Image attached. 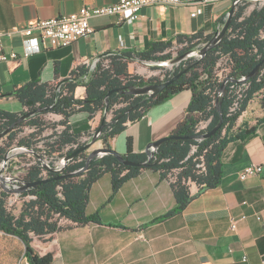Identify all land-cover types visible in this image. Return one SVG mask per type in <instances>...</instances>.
<instances>
[{
  "label": "crops",
  "instance_id": "crops-1",
  "mask_svg": "<svg viewBox=\"0 0 264 264\" xmlns=\"http://www.w3.org/2000/svg\"><path fill=\"white\" fill-rule=\"evenodd\" d=\"M119 1L0 0V31ZM233 1L205 8L148 7L133 23L117 24L114 16L92 18L93 31L87 37L66 47L47 44L28 57H23L19 37L4 36V52L13 51L18 58L0 63V109L24 111L11 92L39 79L60 85L73 71L89 69L109 55L145 52L153 43L175 46L178 38L196 34L213 35ZM83 94L82 86L75 89L77 97ZM190 96L184 90L154 105L140 120L127 122L107 146L97 140L86 154L110 149L123 155L127 139L132 153H145L149 144L170 136L185 118ZM260 97H254L235 122L233 132L243 137L224 148L220 183L195 194L182 211L164 217L176 202L171 183L158 172L141 170L114 193L110 174H103L91 185L85 209L86 215L97 216L99 222L64 228L41 250L57 248L55 264H264V105ZM102 117L103 113L91 120L85 114L73 116V133L81 134V140L92 136ZM248 165H260L262 171L241 179L239 174ZM233 221L235 230L231 229Z\"/></svg>",
  "mask_w": 264,
  "mask_h": 264
},
{
  "label": "trees",
  "instance_id": "trees-1",
  "mask_svg": "<svg viewBox=\"0 0 264 264\" xmlns=\"http://www.w3.org/2000/svg\"><path fill=\"white\" fill-rule=\"evenodd\" d=\"M244 9V5L237 6L230 27L215 47L201 58H186L162 79L145 80L131 76L128 74V68L134 60H138L140 63H151L153 69H158L160 68L158 63L162 64L190 52L199 44L204 46L212 35L196 34L178 38L177 43L187 42L188 46L176 53L166 52L173 46L167 42L153 43L148 50L141 53L109 55L100 59L93 70L82 68L73 71L63 84L51 85L39 79L11 92L12 98L22 105L24 111L10 113L0 109V133L24 113L50 107L45 112L35 113L24 119L4 137L13 139L16 131L26 126L32 131L25 137L26 140L20 141V146L36 152L34 141L37 140V135H40V138L44 136L45 152L57 156L56 159H63L86 143L81 142V134L73 133L70 119L77 114H85L91 120L98 113H103L105 96L111 90L159 84L171 79L178 72L185 71L152 98L111 94L107 106V114L111 117L103 122L98 139L105 146L110 139L125 129L127 122L140 120L154 105L184 90L191 93L186 116L171 134L188 139H169L161 143L148 161L147 167L125 166L115 156L107 154L92 159L84 169L88 155L83 152L69 161L61 171L51 172L44 167L43 162L32 159L33 163L23 168L22 175L16 178L15 185L18 187H24L29 183L37 185L22 193L30 199L23 204L22 211L17 217L9 209L8 192L0 190V232L20 241L23 246L22 257L26 264H55L58 259L57 248L50 246L42 251V246L50 244L55 235L64 228L99 222L97 216L86 215L85 209L91 185L103 174H110L113 193L144 169L158 172L167 180L173 176L174 181L170 183L176 207L164 217L182 211L193 198L194 195L189 192L188 182L196 185L198 193L212 189L220 183L222 152L230 141L243 137V134L233 132L237 118L254 97L261 96L264 105V63L257 74L247 80V88L242 92L234 112H230L234 100L231 89L233 85L235 86L233 82L227 83L223 95L217 98L219 110L212 104V97L216 96L221 86L213 73V67L220 55H229V75L233 76L235 82L241 77L248 76L264 59V38L260 37V31L264 28V5L254 8L247 16L244 15ZM104 60L108 61L107 67L102 65ZM79 86L84 88V94L80 98L75 95V89ZM45 114H52L58 118L57 121H52L54 123L51 126V134L47 137L43 134L47 125L42 119ZM220 118L222 123L219 130L209 138L198 140L202 134L212 130ZM206 121L209 122L205 131L196 133V127ZM57 127L62 128L60 133L56 131ZM73 145L77 147L73 148ZM68 146L70 149L65 151ZM192 146L196 147L194 153H190ZM126 149V153L122 155L125 161L134 163L147 161L145 153H132L130 139L126 141ZM4 155L5 149L0 147V163ZM201 163L204 166L203 171L198 168ZM47 165L54 166V161ZM68 174L72 175L67 176Z\"/></svg>",
  "mask_w": 264,
  "mask_h": 264
},
{
  "label": "built area",
  "instance_id": "built-area-1",
  "mask_svg": "<svg viewBox=\"0 0 264 264\" xmlns=\"http://www.w3.org/2000/svg\"><path fill=\"white\" fill-rule=\"evenodd\" d=\"M223 0H120L118 3L112 5H105L100 7L94 6H86L83 7L79 12L73 13L70 15H63L59 17H53L49 19H35L31 23H29L25 27L13 26L11 29L4 33L0 31V63L5 62L9 59L18 58V54L11 51L6 54L3 50V37H19L21 39V46L23 49V57H28L34 53H39L43 49L46 48V45H50L53 48L58 47H66L73 42L85 38L92 33V29L89 26V20L96 17H106V16H114L116 17L117 24L121 23H133L136 21L140 12L144 8L148 7H170V6H198L199 8H205L209 5L221 2ZM256 2H260L259 7L264 5V0H255ZM253 10V9H252ZM194 15V14H193ZM242 19V18H241ZM221 28V27H220ZM220 30V29H219ZM218 31V30H217ZM260 37L264 38V28L260 31ZM188 46L187 42H180L175 44L171 49L167 52H179L185 49ZM203 47V45H197L193 50L189 52L191 57H198L196 53ZM185 60V59H183ZM182 60V61H183ZM182 61L172 65L170 67L178 66ZM98 61L90 64L89 70H93ZM169 63V61L164 62L162 64ZM229 55H220L219 59L216 61L213 67V73L215 77H217L218 82L227 85V83L233 82L231 89L233 90L234 100L232 103V107L230 108V112H234L238 107V101L241 98L242 92L247 88V80L246 77L239 78L236 82L233 76L229 75ZM102 65L107 67L108 61L104 60ZM148 65V63H146ZM224 92V91H223ZM223 92L220 91V87L217 91L216 96L212 97V104L217 106L218 100L220 96L223 95ZM117 107V106H116ZM52 115V114H51ZM54 116V115H52ZM111 117L110 114L105 115V121L109 120ZM58 118L56 119V121ZM209 121L201 122L196 127V133H203L208 125ZM62 128L57 127L56 131L60 133ZM32 131L28 127L23 129L24 134H28ZM91 136H87L81 140V142H88ZM77 145H73V148H76ZM70 147H66L65 151H68ZM20 152L27 153L28 151L25 149H18ZM196 152V147L192 146L190 153ZM50 162H46L49 164ZM32 163L27 164L30 165ZM62 159H59L57 162H54V167L60 168L62 167ZM198 168L202 171L204 170L203 164H199ZM262 168L260 165H248L239 174L241 179H245L249 176H256L260 174ZM13 178H17L16 176ZM169 182L174 181V177L171 176L168 180ZM16 183V182H15ZM14 183V184H15ZM189 192L191 195H195L198 193V188L192 182H188ZM258 219V218H257ZM236 224L233 221L231 223V229L235 230ZM245 261V259H244Z\"/></svg>",
  "mask_w": 264,
  "mask_h": 264
},
{
  "label": "rangeland",
  "instance_id": "rangeland-1",
  "mask_svg": "<svg viewBox=\"0 0 264 264\" xmlns=\"http://www.w3.org/2000/svg\"><path fill=\"white\" fill-rule=\"evenodd\" d=\"M245 6L244 9V15L247 16L252 9L258 7L260 5V2H256L255 0H240L238 6ZM179 56L175 57L178 58ZM172 58V59H175ZM195 58V57H194ZM170 61V60H169ZM184 60L181 62L183 63ZM179 63L178 65H180ZM151 63H148V65L144 63H134L131 64L128 68V74L131 76H138L145 80L151 79V78H159L162 79L167 72H171L173 69H175L177 66L170 67V63L160 64L157 65L160 66L158 69H153ZM42 119L44 120L46 125V130L44 131L45 137L49 136L51 134L52 130V124L56 121L55 116H49L48 114H45ZM26 126H22L19 128L18 131H16V134L13 139H9L6 137H3L0 139V147L5 149V153L9 152V157L7 160V163L5 164V167L1 171V178H0V190L6 191L9 194L8 197V203L9 209L11 213L17 217L19 213L22 211L23 204L30 199L29 196H23L22 193L24 191L18 190L19 187L16 186L14 181L7 180L6 178L13 179V177H20L22 175L23 168L29 164L33 163L31 162L32 159L38 160V157H40L44 163L46 162H57L59 159H56L57 156H51L48 155L45 147V139L44 136H41V138L37 135V140L34 141V148L37 149L36 154L37 156H34L29 151L27 153L20 152L18 147L20 146L21 140H26L29 134L23 133V128ZM23 149V148H21ZM29 159V160H27ZM1 164V163H0ZM23 255V246L20 243V241L12 236L4 235L0 232V264H26L25 259L22 257Z\"/></svg>",
  "mask_w": 264,
  "mask_h": 264
},
{
  "label": "water",
  "instance_id": "water-1",
  "mask_svg": "<svg viewBox=\"0 0 264 264\" xmlns=\"http://www.w3.org/2000/svg\"><path fill=\"white\" fill-rule=\"evenodd\" d=\"M239 2L240 0H234L233 1V4L230 8V10L228 11L227 15H226V19L225 21L223 22L220 30L216 31L212 37L210 38V40L196 53V56H198L199 58H201L202 56H204L206 54V52L210 49H212L213 47H215L222 39L223 37L225 36L228 28L230 27L231 25V20H232V17L235 13V10L237 8V6L239 5ZM191 57L189 55V52H186L184 54H182L181 56H179L178 58H175V59H172L169 61L170 64L174 65L180 61H182L183 59H186V58H189ZM264 63V59L259 62L249 73L248 76H246V80H248L249 78L255 76L259 70V68L261 67V65ZM185 73V71H180L178 72L176 75H174L171 79L165 81V82H162V83H159V84H148V85H145V86H129L123 90H120V89H114V90H111L109 91L106 96H105V109L103 111V117H102V120H101V123L99 125V127L94 131V133L92 134L90 140L88 142H86L83 146L79 147L78 149L74 150L72 153H70L69 155L65 156L63 159H62V167L60 168H56L54 166H49L47 165L46 163L43 162V160L38 157V160L40 162H43V165L44 167L51 171V172H58V171H61L65 165L75 159L79 154L83 153V152H86L87 150H89L93 145L94 143L99 139V136H100V133H101V130L103 128V122L105 121V115L107 113V106H108V98L111 94L113 93H121V94H129V95H133V96H147L149 98H152L154 97L155 95H157L160 91H162L164 88H166L167 86H169L170 84H172L175 80H177L181 75H183ZM224 88H225V84H222L220 86V91L223 92L224 91ZM219 102L217 103V110H219ZM50 107H47V108H41V109H35L33 111H30V112H27V113H24L22 116H20L15 122H13L10 126H8L4 131H2L0 133V139L3 138L4 136H6L9 132H11L19 123H21L24 119L34 115L35 113H42V112H45L47 110H49ZM221 123H222V119L220 118L218 124L210 131L204 133L201 135V137L198 138V140L200 139H206V138H209L211 137L212 135H214L216 133L217 130H219L220 126H221ZM186 140L188 139L187 137H181V136H177V135H170L168 137H165L163 139H160L154 143H151L147 146L146 148V151H145V154L147 155V161L144 162V163H134V162H128V161H125L123 158H122V155L118 154L117 152L113 151V150H110V149H101V150H98V151H95V152H92L88 155L87 157V162H86V165L84 167V169L87 167L88 163L94 159V158H100L104 155H107V154H110V155H113L117 158V160L125 165V166H129V167H147L148 166V161L152 158V155L153 153L157 150L158 146L167 141V140ZM18 148H23L27 151H29L30 153H32L34 156H37L36 152H34L33 150L31 149H26L24 147H18ZM8 157H9V152L5 153L4 155V158L0 164V178H1V171L2 169L5 167V164L7 163V160H8ZM79 172V171H77ZM75 172V173H77ZM75 173H72V174H75ZM72 174H68L67 176H70ZM7 180H12L14 182L17 181L16 178H13V179H10V178H6ZM37 185V183H29V184H26L24 187H19L18 190L20 191H27L33 187H35ZM7 191V190H6Z\"/></svg>",
  "mask_w": 264,
  "mask_h": 264
}]
</instances>
